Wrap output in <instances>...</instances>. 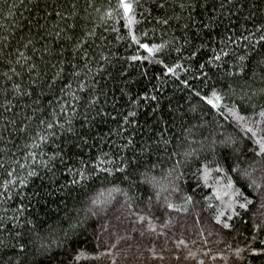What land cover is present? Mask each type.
<instances>
[{
  "label": "trees",
  "instance_id": "1",
  "mask_svg": "<svg viewBox=\"0 0 264 264\" xmlns=\"http://www.w3.org/2000/svg\"><path fill=\"white\" fill-rule=\"evenodd\" d=\"M126 2L0 0V264H264V0Z\"/></svg>",
  "mask_w": 264,
  "mask_h": 264
},
{
  "label": "snow or ice",
  "instance_id": "2",
  "mask_svg": "<svg viewBox=\"0 0 264 264\" xmlns=\"http://www.w3.org/2000/svg\"><path fill=\"white\" fill-rule=\"evenodd\" d=\"M120 6L123 8L125 14L128 13L129 9L131 8V5L129 3L126 2V0H120ZM133 39H135V37H133ZM143 47L148 48V45H143ZM149 51H151V48H149ZM168 71H171V69H168ZM204 99L213 107L216 106V104H218L220 102V96L218 93H216L215 91H213L212 93V98L209 97H204ZM247 127V125H246ZM260 150L264 151V141H260ZM170 208L174 207L175 205L169 204L168 205ZM241 207H246L245 204H241ZM217 219H219V217L217 216ZM225 227H228L229 225L227 224V222H223ZM20 247L22 248L23 245H20ZM237 253L239 252V249L236 250ZM251 251L256 252V251H264V249H256V248H252ZM219 255V253H218Z\"/></svg>",
  "mask_w": 264,
  "mask_h": 264
}]
</instances>
